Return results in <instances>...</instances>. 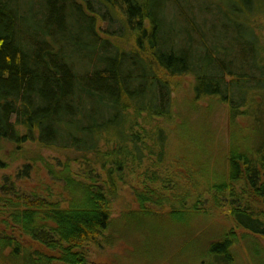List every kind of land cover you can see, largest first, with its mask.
Segmentation results:
<instances>
[{
	"label": "trees",
	"instance_id": "16d2710c",
	"mask_svg": "<svg viewBox=\"0 0 264 264\" xmlns=\"http://www.w3.org/2000/svg\"><path fill=\"white\" fill-rule=\"evenodd\" d=\"M173 1L0 0V171L21 163L0 175V264H90L112 227L206 218L204 193L214 205L239 189L264 206V0L222 3L233 40L208 36L207 7L191 4L188 42L164 33ZM218 104L221 134L208 121ZM47 150L63 158L46 162ZM40 163L58 189L19 191ZM248 201L231 208L242 233L212 234L203 253L231 263L239 238L264 237Z\"/></svg>",
	"mask_w": 264,
	"mask_h": 264
},
{
	"label": "rangeland",
	"instance_id": "374dc122",
	"mask_svg": "<svg viewBox=\"0 0 264 264\" xmlns=\"http://www.w3.org/2000/svg\"><path fill=\"white\" fill-rule=\"evenodd\" d=\"M224 1L226 0H200V2L191 0L189 3H186V0H178V5L174 1L171 2L173 5H169L168 13L162 19L165 35L169 34L166 32H170L171 34L169 35H173L175 40L181 38L187 42L189 37H196L191 25L196 21H194L188 9L191 4H200L207 7L204 14L201 15V11L198 13L199 17L197 19L204 23V32L210 37H216V39H235V36H237L235 29L236 22L228 20L220 14V8ZM106 26V23H101L102 29ZM128 44L130 45V42L127 43V46H129ZM187 81H189L188 77H184L180 81L181 85L177 95V101H179L180 105L186 97ZM210 107L211 110L208 118L211 124L210 130L215 134H221V131L226 130L227 127L226 107L222 106V104ZM181 111L186 113V109L182 106ZM198 112L202 115L200 111ZM197 116V113L192 112L191 117ZM197 118H201V116ZM179 137L173 136L170 141L173 144L171 145L173 150H175V146L177 147V143H179L177 140L182 139ZM43 156L46 162H53L55 164L57 163L55 159L63 158V156L50 150L43 151ZM20 164V161L14 162L12 165L10 164L9 167L0 171V175H13L14 170ZM36 167L37 169L34 168L31 171L28 179L23 181L18 179L20 182L16 183L17 189L25 193L39 190L42 194V188L50 185L53 193H55L58 189L57 184L49 181L41 163ZM75 169L78 171V167L75 166ZM125 187L128 189L127 186ZM129 199L126 198L125 201L131 202ZM201 199L204 205H211L210 215L208 214L206 218L197 217L195 221L193 219L187 220V224L184 223V219L186 220V216L184 215H182V218H176V220L169 218V216H165L164 218L145 216L143 220H139V225L137 226L132 223V225L125 226L126 228L121 230L115 228L113 232L121 234V237L119 235L116 237L110 236L112 227L110 232H107L109 235L107 237L109 238L108 242L102 238L98 243L88 246V260L90 264H264V237L260 236L258 239H254L255 241L250 240L251 242L245 241L244 238H239L232 248L234 259L231 263L221 262L220 260L215 261L209 254L202 252L206 243L204 239L209 238L212 234H218L219 231L222 232L230 228H235L238 235L242 233L240 232L242 229H237L238 227L231 215V208L237 206L239 201L241 205H244L245 201L249 199L248 202L252 205V209L250 210L264 215V206L259 198L251 193H242L238 189L235 198L229 193L220 195L221 200L218 204L215 203L213 205L206 193L203 194ZM116 201L113 204L115 209L117 208L116 204H118ZM115 213L117 212L115 211ZM196 229H202L203 232L200 233L198 231L196 234ZM256 250L262 255L261 258L255 252Z\"/></svg>",
	"mask_w": 264,
	"mask_h": 264
}]
</instances>
